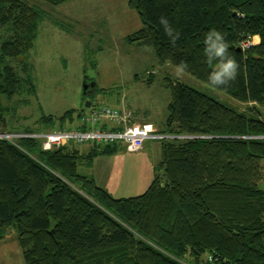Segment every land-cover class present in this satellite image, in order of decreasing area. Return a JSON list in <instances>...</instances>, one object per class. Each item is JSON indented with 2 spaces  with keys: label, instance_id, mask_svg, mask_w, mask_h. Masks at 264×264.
I'll use <instances>...</instances> for the list:
<instances>
[{
  "label": "trees",
  "instance_id": "trees-1",
  "mask_svg": "<svg viewBox=\"0 0 264 264\" xmlns=\"http://www.w3.org/2000/svg\"><path fill=\"white\" fill-rule=\"evenodd\" d=\"M128 7L143 24L128 44L153 48L160 64L185 61V72L208 85L204 34L219 30L239 71L213 88L246 109L168 79V118L158 133L194 138L162 140L153 183L132 198H115L80 173L81 164L115 154L117 144H94L85 154L74 143L46 151L37 137H0V241L15 227L25 264H264V139L254 138L264 136V0H128ZM161 16L180 33L174 47ZM43 19L25 0H0V36L9 37L0 45L1 124L3 99L22 84L8 59L29 54ZM255 37L258 44L243 48ZM87 109L43 123L85 131L93 104ZM110 127L103 129L116 130Z\"/></svg>",
  "mask_w": 264,
  "mask_h": 264
},
{
  "label": "rangeland",
  "instance_id": "rangeland-1",
  "mask_svg": "<svg viewBox=\"0 0 264 264\" xmlns=\"http://www.w3.org/2000/svg\"><path fill=\"white\" fill-rule=\"evenodd\" d=\"M25 1L41 8L44 21L29 54L8 59L22 80L16 96L2 101L6 111L0 135H7L9 140L19 138L26 128L47 132L49 126L57 130L61 125L58 121L46 125L44 118L80 112L87 109L89 102L93 110L122 109L131 112L139 123L148 119L163 128L171 101L168 79L181 81L241 111L246 109L187 72L178 76L176 67L158 62L153 48L128 44L126 36L143 25L138 14L128 7V0H77L59 7L42 0ZM8 38L7 34L0 36V45ZM254 42L259 43L257 38ZM25 63L29 64L28 71ZM90 84L93 87L85 90ZM157 143L162 147V140ZM117 145L115 154L99 156L90 165L81 164L80 173L88 177L97 171L105 173L106 187L115 198L140 196L154 181L148 183L150 173L145 164L155 155L141 159L136 166L128 162L140 158L138 153L128 152L122 143ZM77 147L87 154L92 146ZM6 236L0 241V264H25L17 229L12 227Z\"/></svg>",
  "mask_w": 264,
  "mask_h": 264
},
{
  "label": "built area",
  "instance_id": "built-area-1",
  "mask_svg": "<svg viewBox=\"0 0 264 264\" xmlns=\"http://www.w3.org/2000/svg\"><path fill=\"white\" fill-rule=\"evenodd\" d=\"M255 45L254 39L252 42L243 44V48H248ZM131 112L113 110L107 107L95 109L83 116V124H86L90 129L81 130H55L51 132H42L35 134L19 135L18 137L36 138L42 141L44 150H52L61 148L68 144L78 145H94V144H118L122 143L126 150L130 153H138L144 149V145L149 140H177L194 138L188 136H172L159 134L152 124L136 123L133 120ZM110 124L116 128L103 129L104 125ZM112 128V127H111ZM7 138V135H0ZM256 139H264V136L254 137ZM8 139V138H7Z\"/></svg>",
  "mask_w": 264,
  "mask_h": 264
},
{
  "label": "clouds",
  "instance_id": "clouds-1",
  "mask_svg": "<svg viewBox=\"0 0 264 264\" xmlns=\"http://www.w3.org/2000/svg\"><path fill=\"white\" fill-rule=\"evenodd\" d=\"M168 42L173 47L180 39V33L176 32L171 26L167 17L161 16L158 20ZM204 56L209 65H213L208 75V83L211 87H222L235 80L239 71V64L229 53V45L224 35L217 29H210L204 34ZM188 68L185 61L176 65L177 75L183 74Z\"/></svg>",
  "mask_w": 264,
  "mask_h": 264
},
{
  "label": "crops",
  "instance_id": "crops-1",
  "mask_svg": "<svg viewBox=\"0 0 264 264\" xmlns=\"http://www.w3.org/2000/svg\"><path fill=\"white\" fill-rule=\"evenodd\" d=\"M74 1H77V0H72L68 3H66L67 5L66 6H69V4H71L72 2ZM57 24V23H56ZM58 25V24H57ZM41 26V24H40ZM39 26V31L41 30ZM142 27V25H141ZM41 32V31H40ZM39 32V33H40ZM136 32V31H135ZM133 34V33H132ZM131 34H129L130 36ZM128 36H126L127 38ZM38 38H39V35H38ZM37 38V40H38ZM255 38H259V37H255ZM36 40V41H37ZM259 42H260V38H259ZM36 44V43H35ZM118 110H122V109H118ZM145 121H148V122H145ZM134 122L136 123H139L138 121L134 120ZM142 124H152L154 127H156V131H160L162 130L163 128H161L160 126H156V124H154V122H151L149 121L148 119H145L141 122ZM164 127V126H163ZM157 141L159 142L160 140H149L145 143L144 145V149L142 151H139L138 152V157L140 158H137V160H133V161H129L128 163L129 164H133V165H136L138 166V163H140V160L142 159V161H144L145 159H147L148 157H150V154H154L155 155V158H153V160L148 164L146 162L145 166L147 167L149 173H150V179H148V183H149V180L151 181V179L153 180L154 177H155V172H156V168L158 165L161 164V162L163 161V158H164V148H163V145L162 147H159ZM135 154V153H134ZM104 157V156H103ZM102 159H99V161H101ZM97 161V162H99ZM127 161H124L123 163L126 164ZM97 164V163H96ZM113 173V172H112ZM111 173V174H112ZM91 178H93L96 183H98V185L100 187H103L105 189H107L109 191V189L106 187V175L105 173L103 172H99L97 171L96 173H94V175L90 176ZM148 178V177H147ZM104 179V180H103Z\"/></svg>",
  "mask_w": 264,
  "mask_h": 264
},
{
  "label": "water",
  "instance_id": "water-1",
  "mask_svg": "<svg viewBox=\"0 0 264 264\" xmlns=\"http://www.w3.org/2000/svg\"><path fill=\"white\" fill-rule=\"evenodd\" d=\"M238 50L240 51L241 49L239 48ZM88 88H89V86L87 85V86L85 87V90H88ZM86 107H87L88 109L91 108V107H92V102L87 103Z\"/></svg>",
  "mask_w": 264,
  "mask_h": 264
},
{
  "label": "flooded vegetation",
  "instance_id": "flooded-vegetation-1",
  "mask_svg": "<svg viewBox=\"0 0 264 264\" xmlns=\"http://www.w3.org/2000/svg\"><path fill=\"white\" fill-rule=\"evenodd\" d=\"M91 86L93 87V85L90 84V85H89V90L91 89Z\"/></svg>",
  "mask_w": 264,
  "mask_h": 264
}]
</instances>
